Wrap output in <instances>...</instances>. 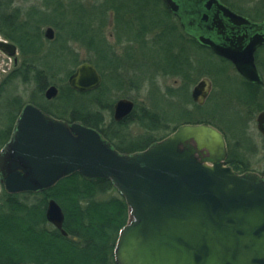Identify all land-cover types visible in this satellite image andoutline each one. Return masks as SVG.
I'll list each match as a JSON object with an SVG mask.
<instances>
[{"label": "water", "instance_id": "95a60500", "mask_svg": "<svg viewBox=\"0 0 264 264\" xmlns=\"http://www.w3.org/2000/svg\"><path fill=\"white\" fill-rule=\"evenodd\" d=\"M212 5L219 11L213 26L223 29L226 19L251 35L228 33L226 44L200 36V42L230 60L245 79L260 83L254 51L264 43L259 31L264 21L252 23L218 0H208L206 6ZM44 37L54 38L52 27ZM0 49L17 59L14 43L1 40ZM101 82L88 61L67 77L78 92L96 89ZM210 89L211 80L202 77L192 88V100L202 104ZM57 94L54 84L44 92L48 99ZM133 108L132 100L118 99L113 119L123 120ZM256 126L264 138V110ZM226 155L223 132L207 122L181 124L142 150L121 152L97 129L56 118L28 102L1 148L0 181L14 194L47 190L76 172L108 179L129 214L113 247L115 264H264V176L234 170L225 164ZM45 217L68 234L63 209L54 198L47 200Z\"/></svg>", "mask_w": 264, "mask_h": 264}, {"label": "rangeland", "instance_id": "374dc122", "mask_svg": "<svg viewBox=\"0 0 264 264\" xmlns=\"http://www.w3.org/2000/svg\"><path fill=\"white\" fill-rule=\"evenodd\" d=\"M114 2H117V0H114ZM239 2L241 6L243 5L248 7L247 11L251 14V16L258 17V19L264 17V0H239ZM110 3L111 0H107L106 4L105 0H0V16L1 14L11 13L14 10H18V17L20 21L27 19L28 15L35 17L36 20H40L38 22L41 25L40 29L45 42L44 49H48L50 46L49 44L56 38V35L61 37L64 35L62 29H56L54 26L55 24H60V12L59 10H56L59 5L62 6L61 9L64 11V14H62L65 17L64 20L71 19L73 23L80 20L83 24H85L91 18L93 20L90 23L91 30L94 31L96 28L97 35H99V37L102 38V41L106 43V49L113 52L118 58H121L123 63V66H120L117 71L118 77L122 80L121 85H118V87L110 85V87L108 86V88L98 96L103 103L106 102L107 105L109 104L111 106V110H101L102 115L107 121L111 118L113 119V106L120 98H128L134 102V108L131 114L134 113L133 117L135 119L139 118L143 111L147 110L154 112L158 118L174 115L179 118L190 119L191 121L210 119L212 121V125L220 129L225 136L229 158L232 161L242 162V164H245L246 168L250 171L264 173V142L261 133L256 127L255 121L258 111L264 106L256 109V104L250 105L248 104L249 102H245L244 98L246 100L248 99L247 95L248 92L250 94V90L244 84L240 76L235 73L233 67H231L228 62L222 61V59H219L216 56H213V58L209 53L204 51H198L193 54V52L190 51L192 48L188 46L182 54L186 57V53L190 51L187 56L195 64V60H197L195 55L197 54V58H199V63L198 61L197 63L200 66L199 72L196 75L195 82L179 88L181 85L180 77L164 74L161 69L159 70L155 68L151 70V65L147 64L150 62L149 59L155 57L153 54H159L161 44H163L165 40L167 41L168 38L172 39L173 32L169 31L170 28H168L169 24L167 21L164 20V23H162L163 20H160L156 26L151 25L150 31L145 35V38L147 39L153 35L155 38V41L153 42L157 45L150 47V45L146 44L142 48H137L136 43L132 44L131 42H127V40H125L127 36L123 30L124 28L117 29L115 22L116 12L113 7L110 8L107 6ZM142 3V0H130L129 4L131 8L140 9ZM77 4H82L81 6L84 10H72ZM255 8H258V11H256ZM146 12L148 11H145V13ZM147 16L149 15L147 14ZM151 16L155 17L153 14ZM124 17L127 20H130L129 23L133 22V20H131L128 16ZM131 17H133V15H131ZM145 19L143 20L146 22L142 23L148 24ZM49 26L54 30V38L52 40H48L44 37V31ZM152 28L155 29L151 30ZM161 29L163 33L162 37L159 32ZM118 37L122 38V42L120 44L118 43ZM101 43L99 42L98 46H96L97 49L102 47ZM130 45L131 49L129 51ZM158 45L160 46L159 48L157 47ZM66 47L76 52L78 64L83 61H87V59L94 61L97 58L96 53H93L92 50H87L80 42L69 40ZM258 55L261 62L259 64V68L263 73L264 48L260 49ZM16 58V63H14L13 59L15 58L13 56H1L0 60V145H2L6 139V129L12 126L14 120L13 117L10 118L8 112L12 111L13 114L15 111L14 115H16L19 113L18 110L16 111V106H20L21 104L24 105L32 100L44 106L48 105L50 108L55 110V107L60 105V101L55 100L58 94L56 97L48 99L44 95L46 88L54 84L57 86L59 93L62 87H64L67 83V77L70 73L69 71L74 70L78 65L74 66L69 61L65 63L58 62L59 66L62 64L61 68L58 70H52L48 69L47 66H42L38 62H34V68L42 69L44 67V70L48 75L54 74L53 76H49L50 78H48V80L50 81L43 90V96L40 97L36 91L32 77H29L26 83H23L20 79H15L13 83L4 86L1 90V82L10 76L15 69L22 67L24 58L18 46ZM136 61L143 62L140 66L141 70L138 68L139 65H136ZM146 61L148 62L146 63ZM90 63L94 64L93 62ZM144 70H148V72H143ZM213 72H216L217 74H214ZM204 76L211 79L212 87L207 100L205 103L200 105L192 100L191 91L193 86ZM262 90H264V87ZM239 95H241V97ZM12 101H14V103L17 101L16 106ZM49 101L52 102L48 104ZM138 125L139 124H129L127 129V131L131 134L130 138L136 141H142L143 139H141V136H144V134L145 136L151 134L160 136L163 134L161 131V128L164 130L163 125L159 126L157 131L154 133L144 130V128ZM169 125L172 126L173 122H169ZM83 190L84 192L87 190L86 186H79L76 181L71 179L59 184L53 189L54 196L46 197L44 217L47 200L49 198H54L63 209V224L65 221H72L74 218L73 215H78L79 209H84L83 207L88 200V198L81 201L76 200L79 194H82L81 191ZM3 191L4 190L1 187L0 251H4L9 254H18V256H31V254H27L25 252L26 247L23 246L22 242L14 240L7 234V232L13 229L14 231H20L21 234H24V236L22 235L24 241H32L34 237L33 234H36L37 231L42 229L46 230L45 234L53 231L55 226L48 221L46 217L45 223H41L38 226L34 224L35 229H31L29 227V223L22 219V215L20 216V212L18 211L21 206H36L39 201L38 199L40 197L42 198V195L25 192L16 193L11 199L14 201L13 212H15L12 213L7 205L10 199L3 193ZM114 194L115 192L108 191L103 194H96L90 198L92 201L104 200ZM45 234L39 238L45 239L48 236ZM68 239L75 240V238L70 235L68 236ZM55 241H57V246L62 249L59 254L62 258L60 259L61 261L57 259L55 260L56 262L53 260L46 262L44 259H40L41 261H37V263L35 261L30 262L33 264H66L65 260L73 249L70 247L69 243L64 242L65 240H61L60 237H56ZM33 242L36 243V240H33ZM109 260V264H115L113 259Z\"/></svg>", "mask_w": 264, "mask_h": 264}, {"label": "trees", "instance_id": "16d2710c", "mask_svg": "<svg viewBox=\"0 0 264 264\" xmlns=\"http://www.w3.org/2000/svg\"><path fill=\"white\" fill-rule=\"evenodd\" d=\"M106 1L107 0H105V4ZM142 1L143 3L141 8L134 9L131 7L129 8V4H126V2H130L129 0H117V2L111 0V6L109 7H113L116 12V27L119 29L124 28L123 30L127 36L125 40H127V42H131L132 44L136 43L137 48H142L146 44L150 45V47H154L157 44L153 42L155 41L153 35L149 39L145 38V35L150 31L151 25L156 26L160 20H163L162 23H164V20L167 21L169 26L167 23L166 24L168 28H170L169 31L173 32L172 39L168 38L167 41L165 40V42L161 44V47L158 45L157 47H160L159 54H153L155 57L149 59L150 62L146 61V63L148 62L147 64L151 65V70L155 68L159 70L161 69L164 74L180 77L181 85L179 88L195 82L196 75L199 72L200 67L198 64L199 58H197L196 54L195 56L197 60H195V64L188 58L187 55L190 51H192L193 54L198 51H206L193 41L187 40L185 38L186 36H184L180 30L177 32L176 26L173 25L170 15L159 5L158 0ZM81 5L82 4H77L72 10H84ZM61 8L62 6L59 5L56 9L60 12V24H55L54 26L56 29H62L65 37L64 35L63 37L56 35V38L49 44L50 46L48 49H44L45 42L40 29L41 25L38 22L40 20H36L35 17L28 15L27 19L20 21L18 17V10H14L11 13L1 14V34L18 46L24 58L22 67L15 69L10 76L1 82V90L4 86L13 83L15 79H20L23 83H26L29 77H32L36 91L40 97H42L43 90L50 81L48 80V78H50L49 76H53L54 74L48 75L45 72L44 67L42 69L34 68V62H38L42 66H47L48 69L52 70H58L61 68L62 64L59 66L58 62L65 63L69 61L76 66L78 64L76 52L66 47L67 42L72 40L80 42L87 50H92L93 53L97 54V58L94 61L90 59H87V61L93 62L96 68H98L101 76L103 77L102 82L98 88L85 92H78L66 83L55 98V100L60 101V105L56 106L55 110L50 108L48 105L44 106L36 103V101H31L46 113L59 119L67 120L69 122H80L84 125L97 129L105 138L111 141L116 149L121 152H134L142 150L150 143L163 138L176 127L184 123L212 122L210 119L191 121L190 119L179 118L174 115L158 118L154 112L149 110L143 111L141 116L137 119L133 117V113L121 121H115L112 118L107 121L102 115L101 110H111V106L109 104L107 105L106 102L103 103L98 96L105 91L108 86L110 87V85L116 87L121 85L122 80L118 77L117 71L120 66H123L122 59L118 58L113 52L106 49V43L100 39L101 37H99V35H97L96 28L94 31L91 30L90 23L93 21L91 18L85 24H83L80 20L73 23L71 19L64 20L65 17L62 15L64 14V11ZM255 10L258 11V8H255ZM145 11L148 12L145 13ZM151 13L155 17H152ZM147 14L149 16H147ZM131 15H133V17H131ZM124 16H128L131 20H133V22L129 23L130 20H127ZM143 19L147 20L148 24H143L142 22H146ZM153 29L155 28H152L151 30ZM159 32L162 37V29ZM99 42H103L105 45L101 43L102 47L97 49L96 46H98ZM121 42L122 38L118 37V43L120 44ZM188 46H190L192 50L186 53L185 57L182 52H184ZM130 49L131 45L129 51ZM222 61L226 60L223 59ZM142 64L143 62L141 61L137 62L136 65H139L138 68L140 69ZM72 71L69 72L71 73ZM143 72H148V70H144ZM213 73L217 74L216 72ZM246 86L250 90V94L248 93L249 96L247 95V102H249L248 104L253 105L255 104L256 86L249 83H247ZM239 96L241 97V95ZM12 102L16 106L17 101L15 103L14 101ZM51 102L52 101H49L48 104ZM22 106V104L20 106H16V111H20ZM255 108H260V106H255ZM8 113L10 118H16L18 115H14L15 111L13 114L12 111H9ZM169 122H173V125L170 126ZM129 124H139L142 128H144V130H148L153 133L157 131L158 127L161 125H163L164 130L161 128L163 134L160 136L153 134L145 136L144 134V136H141V139H143L142 141H136L130 138L131 134L127 131ZM230 163L232 168L238 172L248 170L245 164L243 165L240 161H232L230 159ZM69 179L76 181L79 186H86L87 190L85 192L84 190L81 191V193L83 194L84 192V194H79L76 200L81 201L86 198H88V200L83 207L84 209H79L78 215H73L74 221H65L64 228L68 235H62L56 228L45 234L46 230L42 229L37 231L36 234H33L34 237L32 241H24V234H21L20 231H14V229L9 230L7 234L14 240L22 242L23 246L26 247L25 252L27 254H31V256H18V254H9L4 251H0V264H16L21 261H35L37 263V261H41L40 259H44L46 262L50 260H60L62 258L59 254L62 249L57 246V241H55L56 237H60L63 241L65 240L64 242L69 243L70 247L73 249L65 260L66 264H109L108 260L113 259V247L118 231L127 222L129 214L128 206L124 198L118 193L108 179L103 177L91 178L83 176L77 172L73 173L72 175L61 179L53 187L47 190L40 192H28L35 195L41 194L42 198L40 197L38 199L39 201L36 206L19 207V214L20 216L22 215V219L29 223V227L31 229L34 228V224L38 226L41 223H45L46 219L44 217V206L46 197L54 196L53 189ZM108 191L115 192V194L110 195L109 198L104 200L92 201L90 198L96 194H103ZM3 193L10 199L7 204L9 210H11L12 213H15L13 212L14 201L11 200L15 194H9L5 190ZM44 234L48 235L45 239L39 238ZM69 235L73 236L75 240H69ZM33 240H36V243L33 242Z\"/></svg>", "mask_w": 264, "mask_h": 264}, {"label": "flooded vegetation", "instance_id": "af4514ba", "mask_svg": "<svg viewBox=\"0 0 264 264\" xmlns=\"http://www.w3.org/2000/svg\"><path fill=\"white\" fill-rule=\"evenodd\" d=\"M218 1L221 4L225 5L226 7L230 8L236 14L248 18L252 23H262L264 21V17L258 19V17H253V16H251L250 13L246 12L248 7H245L243 5L241 6L239 0H218ZM129 3L130 2H126L127 5ZM158 3L170 15L172 22H173V25L176 26L177 32L180 30L184 34V36H186L185 38L187 40L193 41L194 43H196L199 47L204 49L212 57L216 56L219 59H222V60L224 59V60L228 61L231 65V67H233V69L235 70V73L240 76V78L243 80V82H245L246 85H247V83L255 85L256 86L255 104H256V106H260V108L262 106H264V93H263L264 90H262V88L264 87V72L262 73L260 68H259V66H260L259 64L261 62H260V57L258 55V52L260 51V49L264 48V43L257 46L255 51H254V60H255V64H256L258 73H259L260 78H261V82L260 83H253V82L248 81L240 73H238L230 60L224 58L223 56L218 55L209 46L202 44L199 40V37L203 36L206 38H211L214 41H216L217 43L226 44V42L224 41V38L226 36H228V33L235 32L238 36H242V35H244V32H246L247 34L251 35V31L249 29L245 28V26L237 27V26L229 23L226 19H223V22H224V28L223 29H218L217 27L213 26V20L216 17L215 15L219 11L216 9V7L214 5H212L210 8H208L206 6L208 3V0H158ZM172 3H174L176 6H178L177 9L175 8L173 10L174 7L172 8L169 5ZM99 6H101V5H99ZM107 6L108 7L111 6V3ZM128 6L130 7V4ZM218 17H222L221 14H219ZM115 22H116V20H115ZM117 29H119V28H117ZM259 31L261 33H264V28L263 29L260 28ZM100 39L102 40V38H100ZM1 40H5V41L9 42V40L6 39L3 35L1 36V32H0V42H1ZM16 48H17V46H16ZM1 56H8V55L6 53L2 52L0 49V60H1ZM13 60H14V63L17 62V59L16 60L13 59ZM211 87H212V85H211ZM210 91H211V89H210ZM210 91H209V93H208V95L205 98L203 103H205V101L207 100V98L210 94ZM244 100H245V102L248 101V99L246 100L245 98H244ZM263 110H264V107L258 111V114ZM258 114L256 115V118H257ZM15 120H16V118H14L12 126L8 129H6V132H5L6 139L2 143V145H0V151H1V148L3 147V145L8 141V139L11 136ZM255 121H256V119H255ZM263 142H264V138H263ZM226 149H227V155L225 158V164L231 166L227 142H226ZM202 155H204V154L202 153ZM257 173H259V172H257ZM259 174L264 176V173H259ZM1 187L2 186H1V181H0V189H1ZM63 227H64V224H63ZM113 259H114V257H113ZM21 262H25V261H21ZM21 262H19V263H21ZM26 262H29V261H26ZM19 263H16V264H19Z\"/></svg>", "mask_w": 264, "mask_h": 264}]
</instances>
